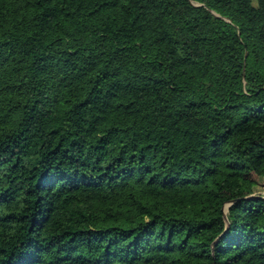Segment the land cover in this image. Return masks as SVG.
<instances>
[{
  "label": "trees",
  "instance_id": "obj_1",
  "mask_svg": "<svg viewBox=\"0 0 264 264\" xmlns=\"http://www.w3.org/2000/svg\"><path fill=\"white\" fill-rule=\"evenodd\" d=\"M260 179L264 0H0V264H264Z\"/></svg>",
  "mask_w": 264,
  "mask_h": 264
},
{
  "label": "rangeland",
  "instance_id": "obj_2",
  "mask_svg": "<svg viewBox=\"0 0 264 264\" xmlns=\"http://www.w3.org/2000/svg\"><path fill=\"white\" fill-rule=\"evenodd\" d=\"M254 193L264 195V179H260L259 184L257 185Z\"/></svg>",
  "mask_w": 264,
  "mask_h": 264
},
{
  "label": "water",
  "instance_id": "obj_3",
  "mask_svg": "<svg viewBox=\"0 0 264 264\" xmlns=\"http://www.w3.org/2000/svg\"><path fill=\"white\" fill-rule=\"evenodd\" d=\"M228 206H229V204L224 207V212H225V210L227 209Z\"/></svg>",
  "mask_w": 264,
  "mask_h": 264
}]
</instances>
